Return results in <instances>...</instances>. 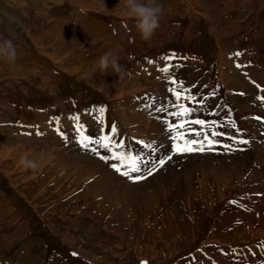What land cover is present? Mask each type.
Masks as SVG:
<instances>
[{"label":"rangeland","instance_id":"obj_1","mask_svg":"<svg viewBox=\"0 0 264 264\" xmlns=\"http://www.w3.org/2000/svg\"><path fill=\"white\" fill-rule=\"evenodd\" d=\"M153 2L160 27L144 41L123 0H0V40L18 53L0 60V264H264V0ZM106 51L119 76L94 71ZM169 78L207 97L178 103L217 122L213 150L175 152L157 117L179 119L156 111H177ZM76 116L93 137L116 125L151 161L145 178L111 167L135 161L83 149Z\"/></svg>","mask_w":264,"mask_h":264},{"label":"snow or ice","instance_id":"obj_2","mask_svg":"<svg viewBox=\"0 0 264 264\" xmlns=\"http://www.w3.org/2000/svg\"><path fill=\"white\" fill-rule=\"evenodd\" d=\"M234 56H239L241 53L236 52L233 54ZM166 61H170L172 57H165ZM195 59V57H193ZM239 67V65H237ZM162 72L168 73L170 71V65H166L161 69ZM169 83L176 85V87H170L168 91L173 95L175 98L174 101L170 102L173 104L174 107L177 108V111L169 112L166 106L164 107H157V112L167 113V115L172 117H177L179 119V123L174 121H169L167 117H157V119H161L162 123L165 124L166 131L169 133V138L173 142V148L175 149L176 153L182 152H203L206 150L205 145H207V150H213V145L219 143L220 141L216 139L218 135H225L224 133H219L216 130V121H205L203 119H188L194 112L197 111L194 107H187L183 103H178L179 101H190L192 103L199 104L201 107L205 104L207 97H202L197 100L196 96L191 93L190 89L184 87L183 82H177L174 79L169 78ZM259 88L260 86L257 85ZM209 95H215V92L210 93ZM243 95V94H241ZM256 99L261 100L264 102V97H257ZM155 106V99H152V103L147 104V108H153ZM99 115L96 116L98 122L103 125V112L104 109L101 107L96 109ZM230 115V113H229ZM71 119L75 122V128L77 133V138L79 140L80 146L85 149L91 151L93 154L99 155L98 148L92 147L93 144L98 145L99 149H105L109 152L113 153L112 157L100 155V159L108 162L110 159H115L116 161H123V160H131L135 161V166L130 164H124L123 167L118 166L117 164H111V167L119 173L120 175L129 178L135 181H139L145 178L144 176V169L147 168V165L151 163L150 160L146 161L140 153H135L131 150L127 149V146L124 142H118L115 137L117 135V126L112 124L110 125L111 131L108 134H104V129L101 127V134L97 137H93L91 135H86V129L82 124L79 123L80 117H71ZM256 119H264L260 117H256ZM228 124L235 128V122L232 120L227 121ZM194 125H198L199 128L192 127ZM236 132L242 131L241 129L236 128ZM57 133L63 138L68 139L67 135L59 128H56ZM192 132L195 135V139H192L190 136L187 135V132ZM42 134V133H38ZM230 139L236 141L237 143L241 144H248L249 141L237 138L236 136L230 137ZM138 144L143 145L144 147H151L149 142L144 141H137ZM183 144V147H181ZM227 150H232L231 145H225ZM121 149H125V151L120 152ZM168 159H171L169 156ZM160 166L165 164V158L160 157L158 161ZM156 166L153 165V168ZM136 174V175H133ZM148 175L152 174L151 170H148ZM76 255V253H73ZM142 264H147V262H142Z\"/></svg>","mask_w":264,"mask_h":264},{"label":"clouds","instance_id":"obj_3","mask_svg":"<svg viewBox=\"0 0 264 264\" xmlns=\"http://www.w3.org/2000/svg\"><path fill=\"white\" fill-rule=\"evenodd\" d=\"M123 11L127 17L134 19L135 29L141 39L150 41L156 29L160 27L162 6L153 2V0H149V2L123 0ZM17 55V48L11 39L0 40V60L10 63L15 62ZM94 71L101 74L111 71L119 76L121 72L119 57L112 51H106L96 61ZM20 163L26 169L35 170L39 167L37 162L27 158H23Z\"/></svg>","mask_w":264,"mask_h":264},{"label":"bare ground","instance_id":"obj_4","mask_svg":"<svg viewBox=\"0 0 264 264\" xmlns=\"http://www.w3.org/2000/svg\"><path fill=\"white\" fill-rule=\"evenodd\" d=\"M259 78V77H258ZM3 242V241H2Z\"/></svg>","mask_w":264,"mask_h":264}]
</instances>
